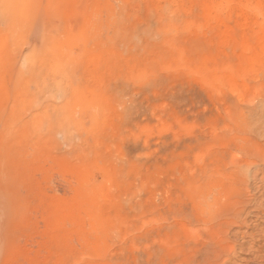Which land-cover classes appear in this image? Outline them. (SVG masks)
Wrapping results in <instances>:
<instances>
[{"label": "rangeland", "instance_id": "1", "mask_svg": "<svg viewBox=\"0 0 264 264\" xmlns=\"http://www.w3.org/2000/svg\"><path fill=\"white\" fill-rule=\"evenodd\" d=\"M263 104L264 0H0V264H193Z\"/></svg>", "mask_w": 264, "mask_h": 264}, {"label": "bare ground", "instance_id": "2", "mask_svg": "<svg viewBox=\"0 0 264 264\" xmlns=\"http://www.w3.org/2000/svg\"><path fill=\"white\" fill-rule=\"evenodd\" d=\"M259 111L247 132L264 136V104ZM237 151L226 173L200 171L202 242L193 264H264V142Z\"/></svg>", "mask_w": 264, "mask_h": 264}]
</instances>
